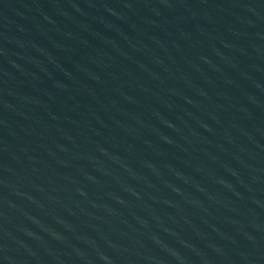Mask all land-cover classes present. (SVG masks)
I'll return each instance as SVG.
<instances>
[{"label": "water", "instance_id": "1", "mask_svg": "<svg viewBox=\"0 0 264 264\" xmlns=\"http://www.w3.org/2000/svg\"><path fill=\"white\" fill-rule=\"evenodd\" d=\"M0 264H264V0H0Z\"/></svg>", "mask_w": 264, "mask_h": 264}]
</instances>
